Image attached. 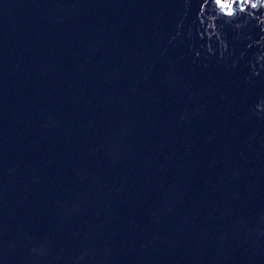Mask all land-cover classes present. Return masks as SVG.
<instances>
[{"label":"water","instance_id":"water-1","mask_svg":"<svg viewBox=\"0 0 264 264\" xmlns=\"http://www.w3.org/2000/svg\"><path fill=\"white\" fill-rule=\"evenodd\" d=\"M239 2L0 0L6 264H264V32Z\"/></svg>","mask_w":264,"mask_h":264},{"label":"clouds","instance_id":"clouds-1","mask_svg":"<svg viewBox=\"0 0 264 264\" xmlns=\"http://www.w3.org/2000/svg\"><path fill=\"white\" fill-rule=\"evenodd\" d=\"M213 3L215 4V6H217L220 12L225 14L226 12L231 11L233 13V8L231 7L232 0H223V3L228 5L227 8H221L218 6L221 3V0H213ZM249 4H250V10H248L247 15L244 17L243 20L236 22L233 25V27L236 30H239L249 18L254 17L256 24H258L261 31L264 32V0H241V2L238 3V10L239 11L245 10V6ZM200 7H201V11H203V4ZM255 9H260L259 14L254 15L252 10H255ZM177 27H179V24L177 25ZM203 27H204V33L206 34V36L209 38L213 37L214 33L208 32L207 26L203 25ZM190 31L191 29H189V32ZM215 39L218 42L217 44V48L219 49L218 54H222L224 49L227 47L226 42L218 34L215 35ZM254 43L257 44L258 46H261L262 48V50L256 54V61L257 63H259L261 60H264V34L260 35L259 38L254 41ZM203 47L206 49V52L208 54H211L214 51L213 47L207 40L205 41V44ZM195 55H200L199 51H196ZM231 63L232 65H235L236 61L232 60ZM249 64H250L251 75L253 76L257 75V67L255 65H252L251 61L249 62ZM259 67L264 68V63H260ZM250 111L257 116L264 114V95H260L257 97ZM45 251H46V248L42 245L41 246L32 245L29 248L30 253H35L37 255H42ZM0 264H6L5 259L2 255H0Z\"/></svg>","mask_w":264,"mask_h":264},{"label":"snow or ice","instance_id":"snow-or-ice-1","mask_svg":"<svg viewBox=\"0 0 264 264\" xmlns=\"http://www.w3.org/2000/svg\"><path fill=\"white\" fill-rule=\"evenodd\" d=\"M205 2L207 3V0H205ZM218 6L221 7V8H227L228 7L227 4L223 3V0H221V3ZM231 7L234 8V0H232ZM225 14L230 16L233 13L231 11H229V12H226Z\"/></svg>","mask_w":264,"mask_h":264}]
</instances>
